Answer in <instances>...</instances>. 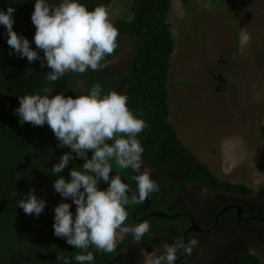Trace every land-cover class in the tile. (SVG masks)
<instances>
[{
    "label": "trees",
    "instance_id": "1",
    "mask_svg": "<svg viewBox=\"0 0 264 264\" xmlns=\"http://www.w3.org/2000/svg\"><path fill=\"white\" fill-rule=\"evenodd\" d=\"M112 1L0 0V67L7 73L5 77L0 72L3 264H131L116 238L109 237V227L92 211L76 215L72 211L70 217L64 214V220L74 221L70 235L58 226L63 213L54 203L62 182L76 184L78 179L91 190L94 185L105 195L126 197L122 183L111 172L86 168L77 160V135L79 157L94 168H124L122 155L129 149L109 144L105 135L121 144L133 141L149 164L174 168L189 181L212 188L241 187L220 180L186 146L170 119L168 83L176 40L168 15L173 0H126L133 12L131 19L102 23ZM63 9L74 13L65 29L59 19ZM126 37L135 40L127 77L121 76L122 70L113 71V76L104 73L126 46ZM59 43H64L69 58L100 53L88 63L73 65L65 75L52 62L57 61ZM41 58L47 60L34 68ZM93 65L98 67L95 73H103L97 86L98 75L93 78L89 71ZM109 76L112 80L107 84L103 77ZM121 79L129 82L124 95L108 90L118 88ZM112 117L121 127L116 139ZM35 193L50 197L49 205H41ZM83 194L87 196L86 191ZM87 200L100 208L91 194ZM40 208L55 213L45 219ZM160 221L170 222L163 217ZM145 235L149 250L153 249L154 239Z\"/></svg>",
    "mask_w": 264,
    "mask_h": 264
},
{
    "label": "rangeland",
    "instance_id": "2",
    "mask_svg": "<svg viewBox=\"0 0 264 264\" xmlns=\"http://www.w3.org/2000/svg\"><path fill=\"white\" fill-rule=\"evenodd\" d=\"M132 16L126 0H113L102 23ZM59 19L65 29L74 13L63 9ZM168 20L176 40L168 83L173 125L216 175L251 181L252 144L264 126V0H173ZM125 42L112 62L127 76L135 40ZM63 44L56 60L66 70L98 55L69 58ZM72 203L61 204L81 209Z\"/></svg>",
    "mask_w": 264,
    "mask_h": 264
},
{
    "label": "flooded vegetation",
    "instance_id": "3",
    "mask_svg": "<svg viewBox=\"0 0 264 264\" xmlns=\"http://www.w3.org/2000/svg\"><path fill=\"white\" fill-rule=\"evenodd\" d=\"M93 66V70L89 71H92L90 76L93 78L98 75L94 80V85L97 86L103 81L99 77L103 73H95L98 67ZM107 66L109 69L104 73H110L111 76L113 71H121L113 62H109ZM120 73L121 76H125L123 72ZM103 79L107 84L112 80L110 76ZM75 80L82 85V80L77 76ZM127 85L128 79H121L118 88L108 90L124 95ZM225 90L219 88L220 92ZM110 125L113 138L116 139L121 135L119 122L112 117ZM261 137V140H254L252 144L254 151L252 161L259 173L257 180L253 183L243 180L234 182L235 180L231 178L217 175L220 180L227 182L228 186L240 184L241 187L236 190L212 188L201 181H189L174 168L152 166L143 156L141 147L133 144V141L121 144L107 137L116 143L114 145L126 146L129 149L122 155L124 168L122 171L98 169L113 171L111 173L122 183L123 188L122 178H125L128 191L133 194H148L150 205L143 209L146 198L142 195L130 196L125 188L126 197L122 195L116 197L115 193L105 195L102 193L103 189L99 190L94 185L91 190L90 185L86 186L81 181L78 182V179L76 184L62 182L56 192L54 203L63 213V218L57 221L58 226L63 228L64 235H70L74 221L70 222L69 218L64 220V214L70 217L72 211L74 215L92 211L109 227L111 235L115 234L113 237L118 241L116 245L124 251L131 264H264L263 131ZM76 143L75 140L74 153L79 161ZM218 155L219 152L214 153L215 159L219 158ZM76 173L78 175V171ZM242 176L245 177L243 174ZM85 191L87 198L83 194ZM90 194L95 205L100 208L92 207L87 200ZM35 198L40 200L41 205H49L50 197L46 198L44 194L39 197L35 193ZM65 199H70L72 204L78 203L81 209L71 208L69 204L63 206L61 203ZM40 210L45 219H49L50 214L55 213L50 209ZM155 210L165 211L172 216L163 217L170 222L162 224L161 217L152 214ZM33 216L37 217L34 211ZM165 224L169 225L164 226ZM146 233L155 241L153 249L149 250L144 241ZM0 264H3L2 261Z\"/></svg>",
    "mask_w": 264,
    "mask_h": 264
},
{
    "label": "water",
    "instance_id": "4",
    "mask_svg": "<svg viewBox=\"0 0 264 264\" xmlns=\"http://www.w3.org/2000/svg\"><path fill=\"white\" fill-rule=\"evenodd\" d=\"M47 59L46 58H41V59H39V60H37L35 63H34V68H36L37 67V65L39 64V62H41V61H46ZM54 64H56L62 71H63V73H65V71L63 70V68L56 62V61H52ZM35 70V69H34ZM0 72L5 76V77H7V73H6V70L5 69H3L2 67H0ZM65 75H66V73H65ZM13 81H16L15 79L13 80ZM78 137V136H77ZM104 139L109 143V144H116V143H114V142H112L111 140H109L107 137H104ZM118 146H121V145H118ZM74 151H76V149H74ZM78 159H79V161L81 162V163H83V161L78 157ZM84 164V166L86 167V168H92L91 166H89L88 164H86V163H83ZM93 170H101V169H98V168H92ZM109 172H113V171H111V170H108ZM122 180H123V184H124V188H125V190L127 191V193L130 195V196H144L145 198H146V204H145V207H143V209H146V208H148V206L150 205V198H149V195L148 194H146V193H135V194H133V193H131V192H129L128 191V187H127V180L125 179V178H122ZM153 215H156V216H160V217H164V218H171L172 216H170L168 213H166L165 211H161V210H155V211H153V213H152Z\"/></svg>",
    "mask_w": 264,
    "mask_h": 264
},
{
    "label": "clouds",
    "instance_id": "5",
    "mask_svg": "<svg viewBox=\"0 0 264 264\" xmlns=\"http://www.w3.org/2000/svg\"><path fill=\"white\" fill-rule=\"evenodd\" d=\"M108 10V9H107ZM107 12V11H106ZM105 18V17H104ZM98 53V55H99V53H100V51H92V52H88V53H86L85 55H83V56H81V57H79V58H76V57H73L74 59H82V58H84L86 55H88V54H91V53ZM95 57H97V55L95 56ZM95 57H93V58H91V59H89V61H87V60H85V61H83V62H79V63H77V64H75V65H82V64H85V63H88V62H90V61H92V59H94ZM62 68H63V70L65 71V73H66V71H69V70H66L58 61H56ZM64 73V74H65ZM75 79V78H74ZM128 85H129V82H128ZM128 85H127V88H128ZM127 90V89H126ZM126 93V92H125ZM78 138V137H77ZM76 142H77V139H76ZM185 143V142H184ZM187 146V145H186ZM188 147V146H187ZM84 163V162H83ZM252 165V164H251ZM253 167V166H252ZM92 168H94V167H92ZM91 168V169H92ZM253 168H255V167H253ZM212 170V169H211ZM254 174V176H253V178L251 179V181H244V182H248V183H253L255 180H257L258 178H259V173L256 171V169H253V173L251 174V177H252V175ZM236 181H240V180H235L234 182H236ZM112 236H114V234L112 233V235H111V233H109V237L110 238H112Z\"/></svg>",
    "mask_w": 264,
    "mask_h": 264
},
{
    "label": "bare ground",
    "instance_id": "6",
    "mask_svg": "<svg viewBox=\"0 0 264 264\" xmlns=\"http://www.w3.org/2000/svg\"><path fill=\"white\" fill-rule=\"evenodd\" d=\"M227 146H228V145H227ZM225 147H226V146H225ZM223 149H224V148H223ZM226 149H227V148H226ZM229 149H230V148H229ZM252 149H253V148H252ZM248 150L250 151V150H251V148H250V149L248 148ZM253 155H254V151H253ZM253 155H252V157H253ZM252 157H251V158H252Z\"/></svg>",
    "mask_w": 264,
    "mask_h": 264
}]
</instances>
